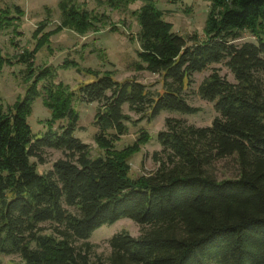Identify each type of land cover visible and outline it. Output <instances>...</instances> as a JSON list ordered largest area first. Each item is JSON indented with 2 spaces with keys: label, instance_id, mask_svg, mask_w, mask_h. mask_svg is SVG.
Masks as SVG:
<instances>
[{
  "label": "trees",
  "instance_id": "1",
  "mask_svg": "<svg viewBox=\"0 0 264 264\" xmlns=\"http://www.w3.org/2000/svg\"><path fill=\"white\" fill-rule=\"evenodd\" d=\"M209 1L202 40L173 30L152 0L136 10V68L158 73L161 91H149L134 78L117 80L110 71L94 72L76 91L45 86L50 116L40 135L28 116L42 95L39 81L52 72L47 67L34 74V55L64 28L85 33L94 17L61 1L60 23L46 31L37 27L33 48L7 60L24 65L30 81L21 98L0 106V255L18 253L16 264H264V0ZM13 19L0 7V27ZM244 29L254 31L255 41L235 43ZM222 61L234 81L212 69L198 86L200 96L213 103L211 124L167 118L156 137L160 149L152 153L156 168L130 177L127 157L147 135L113 149L129 120L123 105L150 117L161 110L195 113L185 86L193 73ZM74 98L98 103L93 123L103 154L91 157L88 144L74 135ZM44 148L66 156L41 173L31 159L42 162ZM227 159L234 173L219 175L216 164ZM123 217L146 228L137 236L113 234L106 257L92 259L91 244L75 243ZM42 222L53 223L51 232L43 233Z\"/></svg>",
  "mask_w": 264,
  "mask_h": 264
},
{
  "label": "rangeland",
  "instance_id": "2",
  "mask_svg": "<svg viewBox=\"0 0 264 264\" xmlns=\"http://www.w3.org/2000/svg\"><path fill=\"white\" fill-rule=\"evenodd\" d=\"M61 1L74 3L80 8L90 11L94 27L81 34L72 28H64L53 34L48 43L43 45L34 55V74L42 69L49 68L52 74L39 81L42 95L32 103L28 122L32 131L40 135L45 129V120L50 116V110L43 103L45 86L63 90L76 91L81 83L94 78L93 73L110 71L117 80L136 79L144 83L149 91H161V78L158 73H151L136 68L138 61L137 51L139 42L137 35L139 24L135 12L146 0H115L111 5L108 0H0V7L7 9L14 17L8 26L0 27V106L6 108L15 100L24 95L29 84L21 63L9 64L23 50H31L35 44L33 31L42 25L43 31L53 29L60 23L62 14L59 7ZM154 5L163 11V18L170 21L173 30L186 38L197 35L199 40L204 38L205 21L210 9L209 0H152ZM16 6L20 9L17 11ZM264 30V29H260ZM254 31L244 29L235 43L255 41ZM75 61L72 65L70 61ZM218 69L219 73L228 80L234 77L224 61L210 64L207 68L195 72L192 82L184 88V95L188 102L198 107L195 113H181L175 110H161L156 116L150 117L148 111L135 112L127 104L122 107L123 112L129 116L125 120V132L113 142V149L121 150L132 145L142 134L147 135V140L142 142L139 149L127 157L129 165L128 175L137 177L148 174L156 168L152 153L160 149L156 139L157 133L166 127L167 118H177L195 126H208L211 124L216 112L213 103L203 99L198 93L200 82L212 71ZM73 107L79 115L74 135L88 144L91 157L104 153L95 140L98 128L93 123V117L98 106L94 102H81L74 98ZM57 124H55L56 126ZM43 161L32 158L37 170L47 172L52 163L65 157L60 149L44 148L41 151ZM215 171L219 175L230 176L234 173L231 159L221 160L216 164ZM43 233L51 232L53 223L42 222L39 224ZM146 226L140 225L130 218H120L111 224H103L95 229L85 240H76L77 245L84 242L91 244L90 257H106L110 253L109 239L120 231H126L137 236ZM0 259L3 264H16L21 261L18 253L2 254Z\"/></svg>",
  "mask_w": 264,
  "mask_h": 264
}]
</instances>
